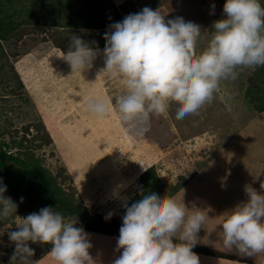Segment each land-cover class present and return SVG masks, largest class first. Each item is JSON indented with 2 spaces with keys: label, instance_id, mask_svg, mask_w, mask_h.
Here are the masks:
<instances>
[{
  "label": "rangeland",
  "instance_id": "obj_1",
  "mask_svg": "<svg viewBox=\"0 0 264 264\" xmlns=\"http://www.w3.org/2000/svg\"><path fill=\"white\" fill-rule=\"evenodd\" d=\"M114 1L117 4L124 1L134 13L144 7L158 6L154 11L161 12L165 20L182 17L199 24L203 32L198 52L207 46L214 31L213 22L224 18L223 5L217 0L207 1L211 11L201 0ZM29 3L22 0V5ZM15 4L18 7L21 2ZM262 4L264 6V0ZM49 8V2L44 7L36 6L35 14L39 18L36 25L21 26L9 42L2 41L8 55L0 57V147L2 142H7L10 144L8 152L16 154L19 147L16 143L13 145L14 140L22 141L27 147L48 143L34 148L43 166L52 171L66 192H74V197L83 201L91 215L103 216L102 223L97 224L108 230L113 229V220L119 217L125 200L128 202L138 190L142 165H154L159 178L154 192L159 195H166L167 184H176L182 175L187 183L171 197L183 199L189 211H204L206 219L197 235V244L230 254L236 260L259 263L257 257L240 256L226 248L218 224L225 212L231 210L229 208L247 199L245 185L264 194V189L260 188L264 181V111L257 109L260 90L264 89V66L255 70L237 69L238 79L222 81L213 101L202 107L198 115L177 120L178 105L171 103L167 117L152 116L148 131L138 135L121 123L114 109L104 118L88 111L86 99L89 96L107 97L114 105L121 88L101 72L105 67L103 54L98 55L100 59L97 57L90 69L72 72L70 65L60 58L70 43L65 44L66 49L58 43L68 42L74 34L84 40L91 38L85 36L86 31L82 29L42 24L49 22L46 20L53 15L47 14ZM86 33L97 34L95 30ZM11 65L19 73L22 86ZM24 73L29 79L28 88L21 77ZM43 122L53 138L48 137ZM49 126L60 129L58 137ZM67 159L77 166L75 171L70 169L72 163ZM220 191L229 198V205L220 201L221 198L226 200ZM115 192L119 193V198ZM210 192H215L216 196H211ZM4 195L9 194L6 191ZM9 197L18 207L16 215L0 221V264H10L15 250L8 232L17 230L20 217L40 211L39 204L30 207L26 200ZM110 212L111 218L105 219ZM84 231L96 264H112L118 258V235ZM29 246L34 249L31 259L36 264H56L48 253L50 244L29 242ZM197 255L200 264L232 261ZM260 261L264 263V258Z\"/></svg>",
  "mask_w": 264,
  "mask_h": 264
},
{
  "label": "clouds",
  "instance_id": "obj_2",
  "mask_svg": "<svg viewBox=\"0 0 264 264\" xmlns=\"http://www.w3.org/2000/svg\"><path fill=\"white\" fill-rule=\"evenodd\" d=\"M223 13L224 18L213 22L211 38L199 52L203 32L199 24L182 17L165 20L150 7L110 25L104 35L101 72L121 91L114 105L107 97L89 96L88 111L104 118L114 109L121 123L138 135L148 131L152 116L167 117L173 102L178 105L177 120L198 115L213 101L222 81L238 79L237 69L264 66L261 0H226ZM100 53L74 34L60 57L72 72L82 73ZM260 188L264 189V181ZM6 191L0 178V221L16 215L18 207L4 195ZM244 191L247 199L226 211L218 225L226 248L255 258L264 255V194L251 185H245ZM114 195L119 198L118 192ZM123 206L126 212L116 245L120 255L112 264H200L192 249L206 219L203 210L189 211L183 199L156 193H142V199L131 206L125 200ZM111 216L110 212L105 219ZM76 224V217L66 218L51 207L20 217L17 230L8 232L15 244L10 264H36L29 242L50 244L48 253L56 264H96L88 234Z\"/></svg>",
  "mask_w": 264,
  "mask_h": 264
},
{
  "label": "trees",
  "instance_id": "obj_3",
  "mask_svg": "<svg viewBox=\"0 0 264 264\" xmlns=\"http://www.w3.org/2000/svg\"><path fill=\"white\" fill-rule=\"evenodd\" d=\"M18 5L17 7L15 2ZM28 5H22V0H0V57H6L8 53L5 50L3 42H9L17 35L18 29L27 24L32 26L36 25L39 21L38 16L35 14L36 6L44 7L46 2H49V9L47 14L51 15V19L41 22L42 24L49 25L50 27L68 28L71 30L82 29V31L95 30V33H85L91 39L85 40L93 48L102 47L106 40L104 35L110 30V25L121 22L127 15L133 14L134 10L128 9L124 1L117 4L114 0H28ZM203 4L209 7L208 0H201ZM224 5L226 0H217ZM38 4V5H37ZM262 4V0H261ZM263 6V4H262ZM158 6L151 7L152 10ZM50 16V15H49ZM105 30L104 32H101ZM69 40L71 38L69 37ZM62 43L58 46H65ZM84 40V39H83ZM3 41V42H2ZM62 46V47H63ZM65 49L67 46L64 47ZM11 70L14 75L18 77L21 86L23 82L19 78V73L15 70L14 65H11ZM259 111H264V89L260 90ZM43 122L48 137L51 139L52 135ZM50 134V135H49ZM51 136V137H50ZM53 138V137H52ZM49 141V139H48ZM51 141V140H50ZM13 145H18V152H8L10 146L7 142H2L0 147V178H2L3 185H6L8 197L13 196L16 199L23 198L27 201L26 205L33 207L39 204V208L51 207L55 211L60 212L65 217L77 219V227L83 229L107 233L119 236V229L122 225V217L126 212L123 207L120 211L119 217L114 221L113 229L108 230L98 225L102 223L103 216L91 215L82 200L74 197V192H66L64 188L58 183L56 177L48 168L43 166L41 159L35 154V149L41 147V144L35 147H27L23 142H16ZM48 144V143H46ZM7 145V146H6ZM4 146V148H3ZM154 165H151L139 175L138 190L127 202L128 206L132 203L142 199L143 194H151L154 188L158 187V176L156 175ZM181 180L176 184H167L169 187L166 196L171 197L178 190H180L186 183L187 179L180 176ZM157 194V193H156ZM159 195V194H158ZM161 196H163L161 194ZM98 223V224H97ZM195 253H201L211 256H219L228 259H236L232 255L208 248L201 244H195L192 249ZM246 262L247 260L242 259Z\"/></svg>",
  "mask_w": 264,
  "mask_h": 264
},
{
  "label": "bare ground",
  "instance_id": "obj_4",
  "mask_svg": "<svg viewBox=\"0 0 264 264\" xmlns=\"http://www.w3.org/2000/svg\"><path fill=\"white\" fill-rule=\"evenodd\" d=\"M105 46V45H104ZM104 46L102 47V48H100V50H103V48H104ZM57 48V47H56ZM99 49V48H98ZM54 51V50H53ZM50 53V52H49ZM52 54V53H51ZM100 55H102V53L100 54ZM61 56V55H60ZM58 58V57H57ZM61 58V57H60ZM99 58V57H98ZM102 58V57H101ZM100 59V58H99ZM97 60V59H96ZM21 77L23 78V81L26 83L27 82V88L29 87V79H28V76H27V74L26 73H24V74H22L21 75ZM32 93V92H31ZM32 94H34V93H32ZM51 94H53V93H51ZM43 103V102H42ZM60 116V115H59ZM55 122H57V121H55ZM110 124H111V122H110ZM119 124V123H118ZM102 126H103V124H101ZM111 126H112V124H111ZM49 128H50V131L51 132H53L55 135H56V137H58L59 136V132H60V129L57 127V126H55V127H50L49 126ZM106 130V129H105ZM253 134V133H252ZM57 143H58V145H60V140H58L57 141ZM81 144V143H80ZM97 146V145H96ZM58 148V147H57ZM98 148V147H97ZM66 160V159H65ZM67 160H69V159H67ZM69 162H71L72 164L70 165V169H72L73 171H75V168L77 167L71 160H69ZM140 175V174H139ZM210 194H211V196L213 195V196H216V194H215V192H210ZM219 194L221 195V196H225V193H223L222 191H220L219 192ZM220 197V196H219ZM225 198H226V200H223L222 198H221V202L222 203H224L225 205H229V203H230V201H228V197L227 196H225ZM211 199V198H210ZM213 199V198H212ZM232 204V203H231ZM230 204V205H231ZM229 209H232V208H229Z\"/></svg>",
  "mask_w": 264,
  "mask_h": 264
},
{
  "label": "crops",
  "instance_id": "obj_5",
  "mask_svg": "<svg viewBox=\"0 0 264 264\" xmlns=\"http://www.w3.org/2000/svg\"><path fill=\"white\" fill-rule=\"evenodd\" d=\"M197 254V253H196ZM201 254V253H199ZM204 256L206 257H211V255H206V254H203ZM213 257H217V258H220L218 260H222V259H228V258H223V257H219V256H213ZM264 258V255H261V256H258L257 259L259 261V263H248V262H244V261H241V260H236V259H228V260H232L230 261V263H227V264H264L263 262H261L260 260ZM220 262V261H219ZM226 264V263H225Z\"/></svg>",
  "mask_w": 264,
  "mask_h": 264
}]
</instances>
